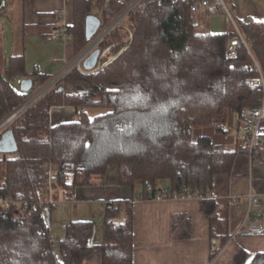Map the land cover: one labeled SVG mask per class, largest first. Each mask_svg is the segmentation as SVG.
<instances>
[{
	"label": "trees",
	"instance_id": "trees-1",
	"mask_svg": "<svg viewBox=\"0 0 264 264\" xmlns=\"http://www.w3.org/2000/svg\"><path fill=\"white\" fill-rule=\"evenodd\" d=\"M92 3L72 0L73 23L68 30L75 55L89 42L84 23ZM94 4L105 23L124 6L117 0ZM190 5L188 0L144 2L130 23L132 42L115 61L94 72L72 68L58 86L4 127L3 132L12 130L17 152L0 154V174L2 169L5 172L0 197L14 202L7 215L0 214V264H83L95 249L101 252V264H132L131 202L122 203L126 209L122 221L116 219L120 202L102 205L100 245L92 243L94 222L73 221L65 227L57 250L49 227L53 206L42 204L49 186L71 201L76 188L91 185L92 177L113 166L120 186L139 184L146 198L154 196L147 187L158 190L162 181L172 192L199 193L210 238H217L214 226L221 219L218 202L210 195L212 180L215 175L231 174L237 154L246 150L239 141L235 149H222L208 137L194 139L193 132L228 113L239 117L245 108L261 105L263 87L246 80L261 73L264 81V19L236 22L247 48L240 46L229 56L226 43L237 36L234 28L218 34L205 29L209 14L222 12L210 3L205 12L192 13ZM124 37L115 30L101 46L119 43L113 48L116 53ZM18 78L30 79L32 90H16ZM50 79L38 71L26 74L24 57H10L0 68V125ZM63 106L107 111L93 118L82 112L73 121L52 126L50 109ZM67 167L70 173L64 171ZM50 168L56 177L51 184ZM189 236L190 220L183 217L174 226V237ZM220 240L219 247L212 245L211 260L228 236ZM246 256L240 251L234 264H244ZM248 264H264V251Z\"/></svg>",
	"mask_w": 264,
	"mask_h": 264
},
{
	"label": "crops",
	"instance_id": "crops-1",
	"mask_svg": "<svg viewBox=\"0 0 264 264\" xmlns=\"http://www.w3.org/2000/svg\"><path fill=\"white\" fill-rule=\"evenodd\" d=\"M231 12L235 22L247 19L263 20L264 0L232 1ZM88 15L97 16V10L96 13L91 10ZM222 18L227 28L229 26L234 28L223 14ZM72 23V0H11L7 10L0 16V68L10 57L21 55L24 57L26 74L38 71L40 74L48 75L51 78L47 83L49 84L66 72L77 57L71 41L61 44L54 34L57 28L70 27ZM227 28H223L220 33H224ZM22 79L24 78H18L17 84ZM86 111L88 110L84 109V112ZM76 117V110L68 106L53 107L49 112L52 126L73 121ZM236 144H239L238 139L235 146ZM4 177L5 172L2 169L0 186ZM160 188H168V183L160 182L158 189ZM53 189L55 188L51 190ZM263 190L264 161L259 157L249 159L247 152L237 154L231 174L213 177L210 195L218 202L217 209L221 219L214 226L217 237L214 240L210 238L209 219L201 209L199 198L195 196L167 200L146 198L140 185L137 187L134 185L133 188L119 185L116 166L110 167L102 176L92 177L91 185L76 188L74 198L70 202H78V205L83 206L85 217H91L93 213L103 216L104 203L120 202L116 218L120 221L126 217V209L122 203L131 202L132 264H234V259L240 251L246 253L244 264H248L256 253L264 251V236L233 235L246 212V195L250 191L260 195ZM58 191L56 201L60 202V207H53L52 210L55 208L63 210V201H67L64 200L62 192L59 189ZM234 198L240 199L238 206H235ZM77 217L75 215L73 219H79ZM183 217L190 220V236L179 239L174 237V226L178 227ZM67 225L66 222L61 224L63 232L58 242L65 233L63 226ZM101 229V232L96 231L95 227L92 238L94 245L102 243L103 224ZM223 235H227L228 240L211 260L212 245L219 247L220 237ZM83 264H101L100 250H93Z\"/></svg>",
	"mask_w": 264,
	"mask_h": 264
},
{
	"label": "built area",
	"instance_id": "built-area-1",
	"mask_svg": "<svg viewBox=\"0 0 264 264\" xmlns=\"http://www.w3.org/2000/svg\"><path fill=\"white\" fill-rule=\"evenodd\" d=\"M95 3L97 0H91ZM124 4L121 11H119L114 17H112L108 22H104V19L101 15L97 14V17L100 20V25L96 33L88 40L87 46L77 55L74 64L64 73L60 74L58 77L53 79L45 88V92L51 88L57 86L63 77L74 67H76L81 72H84L83 62L84 60L96 49H99L98 61L96 68L92 71H96L99 68L106 67L115 61L123 52H125L133 39V28L131 27L133 14L137 9L146 1L149 0H117ZM161 4L164 1L168 0H154ZM173 1V0H170ZM191 2L190 10L192 13H198L202 10H205L210 3H212L215 9H218L222 12L227 22H230L234 30L237 33V36L229 39L226 43V51L229 56L234 54L236 48L240 46H245L247 48V43L240 33L236 22L233 18L231 12V3L232 1H244V0H188ZM10 0H0V16L7 10ZM115 30L122 31L125 34L124 39L119 50L114 53L113 48L119 43H111L105 47L101 45L107 40L112 32ZM55 38L60 41L61 44L70 42L72 35L70 34L68 27L62 26L55 30ZM257 67V66H256ZM246 82L252 84V86H262L264 90V81L260 73L259 78L257 79H247ZM44 92V93H45ZM42 93V95L44 94ZM41 95V96H42ZM39 98V97H38ZM37 98V99H38ZM33 103V102H32ZM31 103V104H32ZM26 109V108H25ZM24 109V110H25ZM23 111V110H22ZM21 111V112H22ZM20 112V113H21ZM84 112V109L76 110V115H80ZM239 134L238 141L245 148L248 158L252 159L253 157H259L264 161V91L261 105L258 108H245L238 120ZM66 173H70L71 169L67 167L64 170ZM56 180L55 171L50 168L49 174V184L53 183ZM51 186L48 187L46 191L47 197L50 194ZM147 191L150 194H153V199L156 200H167V199H184L187 197L195 196L201 199L199 193L191 195L187 191L183 192H172L168 188H160L158 190H153L151 186L147 187ZM246 212L242 222L237 227L233 236L239 235H249V236H264V190L260 195L249 192L246 195ZM240 203L239 198H234L235 206H238ZM14 204L10 197H0V214L7 215L10 206ZM42 204L52 205L53 207H60L59 204H54L46 199ZM17 207H21V204H16ZM221 208V206H220ZM27 209L26 206L22 208V212H25ZM65 228V226H63Z\"/></svg>",
	"mask_w": 264,
	"mask_h": 264
},
{
	"label": "rangeland",
	"instance_id": "rangeland-1",
	"mask_svg": "<svg viewBox=\"0 0 264 264\" xmlns=\"http://www.w3.org/2000/svg\"><path fill=\"white\" fill-rule=\"evenodd\" d=\"M91 10L93 13H96V8H95L94 3H92ZM195 16L196 18H199V14H196ZM207 19L208 21H207V26L205 29L209 31L210 33H220L222 32L221 30L223 28L225 27L227 28V26H225L226 24L222 18L221 13H218V12L210 13ZM229 28L230 26L227 28V30ZM14 88L16 90H19L18 84L15 83ZM42 88L44 89V87ZM42 88L34 92L32 97L35 96L40 90H43ZM86 110L88 111H86L85 113L91 118L101 115L107 111L105 109H100V108H88ZM238 120H239V117L237 114L228 113L222 119H216V120H213L208 125L196 127L193 132V138L197 139L199 137H208L215 144L219 145L222 149L234 148L236 140L238 139V134H239ZM3 130L4 128L0 132H3ZM137 186L139 185L135 184V187ZM50 192H52L49 195L50 201L53 202L54 204H59L60 202L56 201L58 199L57 198V195L59 192L58 189L55 188L53 190H50ZM63 205H64L63 210L55 208L51 212V219H50L49 227H50V231L52 234V238H53L56 250L58 248V238L61 237L62 232H63L60 227L63 222H66L69 224L70 222H73V221H86V220L92 221L95 224L96 231L101 232L102 230L101 228L103 224V216L96 214V213H93L91 217L83 216V214H85V209L83 208V206L78 205V202L76 203V202H70V201H65V202L63 201ZM70 208H72V210H70ZM75 215H77L78 216L77 218L79 219H73Z\"/></svg>",
	"mask_w": 264,
	"mask_h": 264
},
{
	"label": "water",
	"instance_id": "water-1",
	"mask_svg": "<svg viewBox=\"0 0 264 264\" xmlns=\"http://www.w3.org/2000/svg\"><path fill=\"white\" fill-rule=\"evenodd\" d=\"M100 25V20L95 15H87L85 17V23H84V34L86 40H90L92 36L96 33L98 27ZM99 49L94 50L83 62V69L85 71L92 72L96 68V64L98 61V55H99ZM48 85V84H47ZM43 90H40L35 96L30 98L29 101H27L20 109H18L14 114H12L8 119H6L1 125H0V131L13 120L22 110L27 108L32 102H34L38 97L42 95V93L45 92V88ZM33 88L32 81L30 79L24 78L19 82V89L22 92H29ZM61 90V88H59ZM17 152V144L13 135V132L11 129H7L4 132L1 133L0 136V154L4 155H12ZM49 219L48 213L46 214V221L47 223Z\"/></svg>",
	"mask_w": 264,
	"mask_h": 264
}]
</instances>
